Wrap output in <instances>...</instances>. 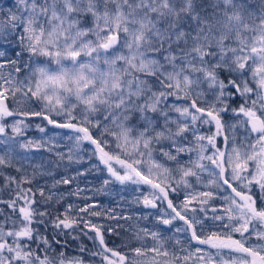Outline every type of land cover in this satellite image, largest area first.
<instances>
[{
  "label": "snow or ice",
  "instance_id": "snow-or-ice-1",
  "mask_svg": "<svg viewBox=\"0 0 264 264\" xmlns=\"http://www.w3.org/2000/svg\"><path fill=\"white\" fill-rule=\"evenodd\" d=\"M85 145V171L107 174L96 191L134 185L146 211L68 202L84 191L70 186L85 171L67 173ZM97 258L264 264V0L0 8V264Z\"/></svg>",
  "mask_w": 264,
  "mask_h": 264
},
{
  "label": "rangeland",
  "instance_id": "rangeland-1",
  "mask_svg": "<svg viewBox=\"0 0 264 264\" xmlns=\"http://www.w3.org/2000/svg\"><path fill=\"white\" fill-rule=\"evenodd\" d=\"M13 4H14V0H0V8H3L5 10L11 8ZM48 127H49L48 135H51L52 131H61L59 129L53 130L51 129V126ZM42 135L43 134L39 133L34 126L27 132V136L29 137L39 138ZM84 147H85V151L83 155L85 162L80 165L73 164L71 169H69L67 173L69 176L75 175L76 171H85L86 169H90L91 164L94 162L88 159L87 149L90 148V146L85 145ZM106 175H107L106 172L101 174L95 171H85V175L78 176L77 179L70 186L72 190H74L77 186H79V188L83 189L84 191L81 193L80 197L77 196L68 197V202L73 203L78 207H82L85 202H87L88 204L95 203L97 205V208L95 210L97 211H100L102 209L106 210L108 208H112L115 210L116 214H120V215L135 216L139 214V212L141 211H146L143 210L142 205L137 206L134 203L135 198L137 196H140V193L134 190L136 187L134 185L121 186L119 184H110L103 192H97L96 189L101 187L102 181L106 177ZM65 188H69V186H61L60 190L63 191ZM141 188L143 191L148 190L146 185L141 186ZM86 197H90V199H87L85 201ZM121 197H123V199H121ZM170 198H172L175 202L179 203V200L176 198V194H171ZM182 198L183 197L181 196L180 199ZM85 218L91 219L92 222L96 223L97 225H103L104 228H107L109 226L114 228L117 227L116 222L113 220H108L106 216H100V217L86 216ZM119 223L127 227L128 224L132 223V221L126 223L124 220H120ZM140 223L143 225L148 222L142 220L140 221ZM117 231H123V230L117 228ZM92 234L95 235V233ZM104 235H105V240L107 241L109 247H116L121 244V239L118 238L117 236L112 235L106 231L104 232Z\"/></svg>",
  "mask_w": 264,
  "mask_h": 264
},
{
  "label": "trees",
  "instance_id": "trees-1",
  "mask_svg": "<svg viewBox=\"0 0 264 264\" xmlns=\"http://www.w3.org/2000/svg\"><path fill=\"white\" fill-rule=\"evenodd\" d=\"M92 236H94L92 233H91ZM71 239V238H69ZM82 241L84 244H86L90 249L93 248V243L91 240H89L88 238L86 237H82ZM78 244L79 242L75 243V244H70L69 245V248H68V254L69 255H73L75 254V250L78 248ZM96 264H99V258H97L96 260Z\"/></svg>",
  "mask_w": 264,
  "mask_h": 264
}]
</instances>
